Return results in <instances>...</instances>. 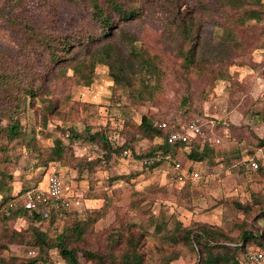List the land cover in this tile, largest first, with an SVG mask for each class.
Instances as JSON below:
<instances>
[{
    "label": "rangeland",
    "instance_id": "rangeland-1",
    "mask_svg": "<svg viewBox=\"0 0 264 264\" xmlns=\"http://www.w3.org/2000/svg\"><path fill=\"white\" fill-rule=\"evenodd\" d=\"M179 1L182 13L194 6L201 8V3L207 6V13L197 10L198 22L204 23L200 31L203 39L220 44L225 28L233 31L239 48L234 49L226 64L214 65L213 72H187L179 45H167L175 38L166 28L171 0H156L145 9L141 21L129 25L138 37L137 48L144 47L162 59L164 89L155 101L138 102L131 89L115 86L106 65L75 71L64 64V69L56 70L51 94L45 97L58 109L45 115L47 102L39 100L22 114L24 125L37 132V145L28 146L30 138L26 143H11L6 153L0 152V170L12 177L15 196L25 186L38 184L46 188L49 176L55 172L62 175L77 217L65 219L66 214L58 220L52 236L62 233L74 220L95 219L97 211L106 208L103 218L90 221L85 242L80 244L83 248L104 249L109 235L129 224L136 225V236L145 232L141 246L148 264H164V257L172 252L178 254L172 264H195L197 253L183 246H165L157 233L182 223L186 229L212 228L237 242L244 231L253 228V220L264 206V173L232 171L222 160L230 156L226 160L232 162L237 150L247 158L245 148L264 140V17L260 22L240 26L234 16H227L232 9L218 0ZM244 7L264 11V0H248ZM88 20V14L62 0H0V74L14 72L24 65L48 71L47 54L31 47L33 37L25 25L38 32L66 36L76 34ZM177 43L180 44L178 39ZM222 68L228 71L225 80L217 79ZM88 81L90 84L86 85ZM144 115L184 124L199 118L212 143L221 139L215 160L191 164L185 153L179 152V159L199 172V182L179 184L173 180L167 162L150 168L135 157L163 143L160 138L149 140L140 134ZM212 124L215 128L210 129ZM88 127L92 133H104L114 147L127 146L129 156L124 157L122 152L111 160L101 157L95 167L88 169L87 158L80 157L84 150L76 147L75 158L38 166L40 151L51 149L56 138L69 133V129L84 134ZM21 200L22 196L17 204ZM5 217V208H0V245L5 246L0 256L20 263L39 255L38 247L23 245L21 237H11L14 232H22L30 238L29 223L23 219L5 223ZM261 222L264 224V220ZM41 228L46 230L48 226ZM48 254V261L41 264H65L59 252ZM80 264L91 263L81 256Z\"/></svg>",
    "mask_w": 264,
    "mask_h": 264
},
{
    "label": "trees",
    "instance_id": "trees-1",
    "mask_svg": "<svg viewBox=\"0 0 264 264\" xmlns=\"http://www.w3.org/2000/svg\"><path fill=\"white\" fill-rule=\"evenodd\" d=\"M71 4L89 16L87 25L77 30L76 34L57 36L38 32L33 26L25 25L33 37L32 48L41 49L47 54L48 71L41 72L31 66L24 65L14 72L0 74V152L6 153L9 144L14 142H25L32 139L28 146L37 145V132L32 127L24 125L22 114L28 112L29 108L40 101L47 102L45 115L54 113L58 107L51 100L45 98L49 94L50 84L57 76L56 70H62L66 64L75 71H87L92 66L106 65L109 67L114 84L118 88H128L134 93L138 102H153L163 92L165 71L160 56L151 53L146 48H137L138 37L131 32L130 24L141 21L144 18L145 9L156 0H62ZM224 7L231 8L227 12L228 17H235V22L243 26L250 21H262L264 11L256 8H245L248 0H218ZM179 0H171L170 19L166 28L178 39L172 38L167 45L174 47L179 45L183 67L187 72L212 71L214 65L223 66L228 62L234 49L239 48V43L230 28H225V33L220 44H215L211 39H203L200 31L204 23L198 22L197 13L201 10L209 12L203 3L182 13ZM165 6V5H164ZM169 10V8H168ZM76 31V30H75ZM182 45L184 47L182 48ZM213 72V71H212ZM228 77L226 68L219 71L217 79L225 80ZM88 81L86 85H89ZM199 119L193 118L191 119ZM5 121V124L2 122ZM190 121V122H191ZM167 123L169 130H181L188 123L173 121H159L144 115L139 125L140 134L149 140L160 138L163 143L153 148L149 153L135 155L144 162L158 154L163 159L157 164L149 165L153 168L166 163V156L171 155L173 160H179L180 151L185 153V159L191 164L202 163L206 160H215L217 156L216 145L211 139L200 142L191 140L186 144L170 146L165 142L168 133L159 129V124ZM215 128V127H214ZM69 133H63L53 142L51 149L40 151L37 156L38 166H48L50 163L67 161L75 158L76 147L84 150L81 158H87L85 167L92 169L100 162L101 157L113 159L114 155L123 152L128 153L127 146L114 147L109 138L101 132L92 133L90 128L84 134L73 129ZM67 139V140H66ZM248 147V148H247ZM247 156H254L256 149L264 147V140L255 146H247ZM96 153H99L96 157ZM236 153V155H235ZM231 158L232 162L223 158L222 162L232 171H248L245 166L243 152L236 151ZM259 168L255 173H264V161L258 160ZM54 174L62 176L55 172ZM9 175L0 170V208H5L6 217L2 221L9 223L19 219L26 220L32 227L30 238L23 236L22 232H14L11 237L22 238V244L38 247L39 255L20 263L16 259H6L0 256V264H41L48 261V253L57 251L62 256L65 264H80V257H84L91 264H148L145 253L142 251L141 240L145 232L136 236L134 228L124 224L117 228L107 238L104 249L92 251L80 246L85 242L87 228L90 221H98L103 218L106 208L97 211L95 219L84 221L74 220L67 224L62 233L51 235L54 224L61 218L58 213L51 209L49 214L42 211L27 210L17 204V199L27 191L37 189L40 186L34 184L21 189L15 196L14 187ZM107 207V206H106ZM66 218H74V212L69 209ZM74 215V216H72ZM264 206L254 218L253 228L242 233L235 242L232 238L222 232L203 226L198 229H186L182 223H177L172 229H164L157 233L161 243L168 247H186L199 255L195 264H244L245 254L251 248L264 249ZM47 224L46 230L41 226ZM235 242V243H234ZM5 246L0 245V251ZM166 255V254H165ZM164 264H172L176 261L178 254L172 252L166 255Z\"/></svg>",
    "mask_w": 264,
    "mask_h": 264
},
{
    "label": "built area",
    "instance_id": "built-area-1",
    "mask_svg": "<svg viewBox=\"0 0 264 264\" xmlns=\"http://www.w3.org/2000/svg\"><path fill=\"white\" fill-rule=\"evenodd\" d=\"M214 124L209 126L214 128ZM205 124L200 119H194L186 124L181 130H169L167 123L159 124V129L162 132L168 131L165 136V142L170 146L177 144H186L191 140H208L209 134ZM212 131V130H211ZM215 145L221 144V139L215 140ZM128 153H125L127 155ZM163 159V155L158 154L152 158L146 159L143 163L145 165H154ZM264 161V147L256 149L254 156H247L245 158V166L249 171H256L259 168L258 160ZM166 162L170 165L173 180L179 184H194L201 180L198 171L192 170V165L186 166L181 160H173L171 155L166 156ZM27 210L42 211L49 214L51 209H54L60 218L66 215V212L71 209L73 202L69 194V187L61 176L51 174L48 178L47 187H39L27 191L19 204ZM244 264H264V249L257 247L251 248L245 254Z\"/></svg>",
    "mask_w": 264,
    "mask_h": 264
}]
</instances>
